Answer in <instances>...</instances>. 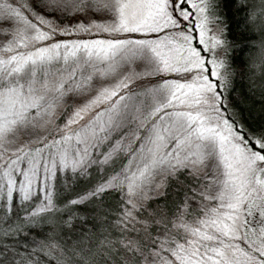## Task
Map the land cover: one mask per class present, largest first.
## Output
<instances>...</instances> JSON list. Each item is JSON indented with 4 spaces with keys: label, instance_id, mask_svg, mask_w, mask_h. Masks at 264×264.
I'll list each match as a JSON object with an SVG mask.
<instances>
[{
    "label": "snow or ice",
    "instance_id": "1",
    "mask_svg": "<svg viewBox=\"0 0 264 264\" xmlns=\"http://www.w3.org/2000/svg\"><path fill=\"white\" fill-rule=\"evenodd\" d=\"M234 2L264 33V0ZM228 7L0 0V264H264V129L228 109ZM249 47L264 81V39ZM90 201L95 231L17 246Z\"/></svg>",
    "mask_w": 264,
    "mask_h": 264
},
{
    "label": "trees",
    "instance_id": "2",
    "mask_svg": "<svg viewBox=\"0 0 264 264\" xmlns=\"http://www.w3.org/2000/svg\"><path fill=\"white\" fill-rule=\"evenodd\" d=\"M229 7L225 9L228 13V20L231 25L229 30V39L235 46V51L229 53V60L232 63L233 75L230 77V83L225 94L227 97L228 109L232 115L249 130L264 129V81L257 79L248 68L247 61L250 57H254L256 52L249 46L254 42H259L264 39V33L253 32L247 27L245 20V11L242 10L234 2L228 0ZM249 4H253L254 0H248ZM259 70H257V75ZM94 177L89 180H83L71 184L67 191H62L61 195L64 200L75 198L76 194L82 192L91 182H94ZM71 183V182H69ZM175 185L169 186L167 200L169 203L175 198ZM163 198H158L150 201L153 209L158 205L163 204ZM115 205V194L105 193L103 206ZM63 208V202L60 203ZM101 207L100 203L88 202L83 205L73 206L75 209V217L71 220L70 225L65 223L68 219L67 212L55 214L52 219L34 226L28 235L18 237V244L27 242L29 245L35 240H42L46 235L57 234L68 241L69 245L81 238V233L85 231H95V223L97 222V210ZM3 242V237H0V243ZM129 260L130 257L126 253L117 259L115 264H119V260ZM55 257H53V262Z\"/></svg>",
    "mask_w": 264,
    "mask_h": 264
}]
</instances>
